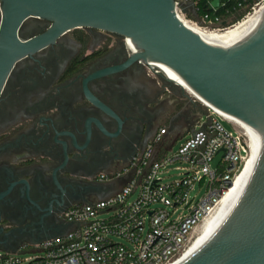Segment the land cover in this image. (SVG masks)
I'll return each instance as SVG.
<instances>
[{
	"label": "flooded vegetation",
	"instance_id": "flooded-vegetation-1",
	"mask_svg": "<svg viewBox=\"0 0 264 264\" xmlns=\"http://www.w3.org/2000/svg\"><path fill=\"white\" fill-rule=\"evenodd\" d=\"M49 24L28 18L19 35ZM124 39L75 27L14 64L0 93V250L52 235L64 208L105 194L97 174L119 168L162 124L174 140L194 129L196 98L183 101L177 86L130 59Z\"/></svg>",
	"mask_w": 264,
	"mask_h": 264
},
{
	"label": "water",
	"instance_id": "water-1",
	"mask_svg": "<svg viewBox=\"0 0 264 264\" xmlns=\"http://www.w3.org/2000/svg\"><path fill=\"white\" fill-rule=\"evenodd\" d=\"M1 1L0 93L20 58L71 28L95 27L128 38L135 47L130 59L158 71L151 63L170 67L202 100L239 122L256 140V161L202 221L177 264H264V14L244 38L220 47L184 24L176 0ZM187 4L198 20L193 1ZM31 17L50 24L23 39L20 28ZM60 232L56 224L52 235Z\"/></svg>",
	"mask_w": 264,
	"mask_h": 264
},
{
	"label": "built area",
	"instance_id": "built-area-1",
	"mask_svg": "<svg viewBox=\"0 0 264 264\" xmlns=\"http://www.w3.org/2000/svg\"><path fill=\"white\" fill-rule=\"evenodd\" d=\"M188 1H175L179 18L192 12ZM263 2L255 0L241 19ZM193 9H198L195 2ZM191 21L207 30L226 27L218 16L211 17L208 12ZM202 104L205 111L174 153L166 155L174 139L165 136L167 125L160 126L145 146L134 151L119 168L97 174L96 179L106 182L105 196L68 205L58 214L60 233L14 251L0 250V264L175 262L229 190L249 153L248 131L213 106ZM175 161L186 164L180 167L179 177L164 181L161 172ZM113 181H119L117 189ZM196 187L203 190L199 197L192 193ZM100 213L107 215L99 217Z\"/></svg>",
	"mask_w": 264,
	"mask_h": 264
},
{
	"label": "bare ground",
	"instance_id": "bare-ground-1",
	"mask_svg": "<svg viewBox=\"0 0 264 264\" xmlns=\"http://www.w3.org/2000/svg\"><path fill=\"white\" fill-rule=\"evenodd\" d=\"M264 14V2L261 3L256 10L253 13L248 14L243 19L239 20L235 24H232L226 28L217 29V30H207L202 27H199L197 24H195L191 20H187L185 18L181 17V20L184 22L186 26H188L190 29L198 33L203 40L208 42L209 44L220 46V47H228L242 38H244L247 34H249L259 23L262 16ZM127 42L132 45V51H135V47L133 43L127 38ZM152 66L157 67L160 71L164 72L168 79L171 81H175L178 86L183 88L187 93L191 94L193 97H195L197 100H200L202 103L208 104L204 100H202L199 96H197L193 90L186 84V82L170 67L166 65H157L155 63H151ZM165 76V75H164ZM221 114L224 116L234 119L233 117L229 116L227 113H225L222 110H218ZM235 120V119H234ZM256 140L254 137L250 136V142H249V153L247 157L245 158L240 170L237 172L235 177L233 178L229 190L226 192V194L223 196V198L237 185L239 180L242 178L244 173L255 163L256 161ZM222 198V199H223ZM221 199V200H222ZM181 257V256H180ZM180 257L175 260L172 264H177Z\"/></svg>",
	"mask_w": 264,
	"mask_h": 264
},
{
	"label": "trees",
	"instance_id": "trees-1",
	"mask_svg": "<svg viewBox=\"0 0 264 264\" xmlns=\"http://www.w3.org/2000/svg\"><path fill=\"white\" fill-rule=\"evenodd\" d=\"M192 1L198 8L196 13L199 18L208 12L211 17L218 16L224 22L223 26H228L241 20L255 0H220L216 5H213V0Z\"/></svg>",
	"mask_w": 264,
	"mask_h": 264
},
{
	"label": "rangeland",
	"instance_id": "rangeland-1",
	"mask_svg": "<svg viewBox=\"0 0 264 264\" xmlns=\"http://www.w3.org/2000/svg\"><path fill=\"white\" fill-rule=\"evenodd\" d=\"M187 20H191L192 19V14L191 12H187L186 13V18ZM228 27V26H226ZM225 27V28H226ZM213 27H210V30L212 29ZM220 29H222V27H220ZM217 30V29H215ZM177 85H171L172 88H176ZM178 90H180L183 94V101H185L186 98H195L193 97L191 94L187 93L184 89L178 87L177 88ZM197 100V99H196ZM198 102V100H197ZM198 104H201L200 102ZM202 107V105H199ZM205 119V116L202 115V121ZM223 124L228 128V129H231V126L226 122V121H223ZM163 125H166L165 124H162L161 126ZM183 140V138H179L178 140H174L173 143H172V147L171 149H169L167 151V154L166 155H171L172 153H174V151L177 149V147L179 146V144L181 143V141ZM219 156L215 157L212 161V164L214 165L215 162L217 161ZM186 163H184L183 161H175L174 163H171V164H168L166 169H164L161 174L164 175V181H170L172 179H175L177 177H179L180 175V167L181 166H184ZM202 188L199 189V187H196L194 189V191H192V193L196 194V197H199L201 194H202ZM107 214L106 213H100L98 214L99 217H105Z\"/></svg>",
	"mask_w": 264,
	"mask_h": 264
},
{
	"label": "crops",
	"instance_id": "crops-1",
	"mask_svg": "<svg viewBox=\"0 0 264 264\" xmlns=\"http://www.w3.org/2000/svg\"><path fill=\"white\" fill-rule=\"evenodd\" d=\"M212 3H213V1H212ZM214 5V4H213ZM200 101H198L197 102V100H196V104H197V108H198V111H197V116L201 113V112H204L205 111V107H204V105L201 103V104H198ZM199 105H202V107L201 106H199Z\"/></svg>",
	"mask_w": 264,
	"mask_h": 264
}]
</instances>
